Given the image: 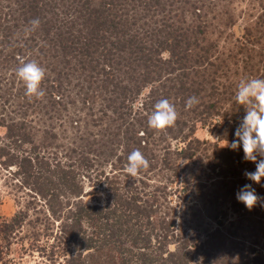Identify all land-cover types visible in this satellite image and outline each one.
Returning <instances> with one entry per match:
<instances>
[{"label":"trees","instance_id":"trees-1","mask_svg":"<svg viewBox=\"0 0 264 264\" xmlns=\"http://www.w3.org/2000/svg\"><path fill=\"white\" fill-rule=\"evenodd\" d=\"M214 1L0 0V168L25 199L0 223V264L24 224L40 226L30 245L52 241L50 264H83L102 248L117 264H264V206L236 199L255 165L217 142L235 139L245 115L239 82L264 78V0L226 53L193 22ZM28 61L45 69L41 99L16 76ZM161 99L178 119L156 131L148 117ZM197 125L217 141L194 137ZM136 149L150 166L133 178ZM253 187L264 197V180Z\"/></svg>","mask_w":264,"mask_h":264},{"label":"rangeland","instance_id":"rangeland-1","mask_svg":"<svg viewBox=\"0 0 264 264\" xmlns=\"http://www.w3.org/2000/svg\"><path fill=\"white\" fill-rule=\"evenodd\" d=\"M216 6L214 8L210 7V4L204 2V5H208L210 8L205 9V7L201 8V16L198 19L199 24L206 23L207 25V38L212 41H216L218 43V48L222 53H226V49L233 44V38L242 34V28L247 26L250 27L253 25L254 17L259 13V8L257 1L255 0H217L214 1ZM226 17L230 19L229 23L226 21ZM194 19V18H191ZM264 42V35L261 37ZM261 41V43H262ZM258 51V50H256ZM85 122L87 121V117L83 118ZM81 127L83 123L80 122L79 124ZM39 126V125H38ZM53 129L51 130L52 133L58 134L60 129L56 125L52 126ZM34 134L35 131H32ZM222 132V131H221ZM2 130L0 129V135L2 134ZM194 137L199 140L205 139L210 142H216L217 140L214 138L213 135L208 133V130L202 129L199 125L196 126ZM219 147H225L226 141L221 140L217 141ZM175 143L172 142V146L175 147ZM108 168H105L107 171ZM11 172L13 171L10 170ZM243 171L242 176H244ZM246 179V178H245ZM12 182L10 180V176L0 168V223L8 220L11 218L17 211L21 210L22 203L25 199L15 192L12 188ZM94 186L91 184L84 183L83 190L84 192L90 191ZM22 197V198H21ZM99 197L100 202H102L103 197L97 195ZM18 201V204L16 203ZM82 201L85 203H92L93 201L92 196L84 194L82 196ZM238 201V200H237ZM37 215L33 214L32 212L28 213L27 220L33 221L34 217ZM35 227V226H34ZM32 224H24L16 233L14 241L8 246L3 245L5 252L3 259L1 260V264H48L46 256L49 252V245L52 241L49 239H44V236L36 237L37 243L30 242V239L26 240V235L31 234L35 231H40V226H36L34 228ZM213 224H209V228L211 229ZM25 235V236H24ZM24 236V237H23ZM30 236V235H29ZM20 237V240H19ZM264 241L262 240L263 243ZM247 246V243H245ZM43 247L44 252H41L39 248ZM114 250L108 248H102L101 251L98 253H93V251L83 252V256L81 257V261L83 264H117V251L116 255H114ZM116 256V258H115ZM114 261H113V260ZM57 262L62 264V258L59 256ZM50 264V263H49ZM53 264V263H52Z\"/></svg>","mask_w":264,"mask_h":264},{"label":"clouds","instance_id":"clouds-1","mask_svg":"<svg viewBox=\"0 0 264 264\" xmlns=\"http://www.w3.org/2000/svg\"><path fill=\"white\" fill-rule=\"evenodd\" d=\"M32 30L39 26V20L30 21ZM45 69L36 61L21 62L16 70V76L25 86V95L29 98L41 99L45 92L41 85L45 78ZM235 101L243 107L245 115L235 129V139L226 140L227 148L237 151L242 148L244 160L255 165V171H245L246 183L236 193L238 202L252 210L257 205L264 206V197H260L253 184L259 185L264 180V78L250 77L242 79L234 96ZM199 103L197 97H189L185 101L186 109H191ZM178 119L175 106L167 99H161L154 105V110L148 117V125L156 131H163L174 126ZM218 138V137H216ZM149 161L139 150H133L127 157L125 171L133 178L142 170L148 169Z\"/></svg>","mask_w":264,"mask_h":264}]
</instances>
